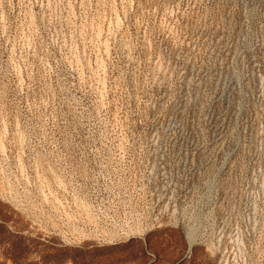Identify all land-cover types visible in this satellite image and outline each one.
Returning <instances> with one entry per match:
<instances>
[{"label":"rangeland","instance_id":"rangeland-1","mask_svg":"<svg viewBox=\"0 0 264 264\" xmlns=\"http://www.w3.org/2000/svg\"><path fill=\"white\" fill-rule=\"evenodd\" d=\"M0 264H264V0H0Z\"/></svg>","mask_w":264,"mask_h":264}]
</instances>
